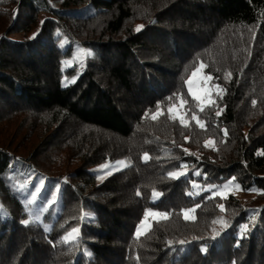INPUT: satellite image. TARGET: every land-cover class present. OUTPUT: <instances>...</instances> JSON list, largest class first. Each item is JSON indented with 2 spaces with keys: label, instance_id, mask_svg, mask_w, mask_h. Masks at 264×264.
Returning <instances> with one entry per match:
<instances>
[{
  "label": "trees",
  "instance_id": "obj_1",
  "mask_svg": "<svg viewBox=\"0 0 264 264\" xmlns=\"http://www.w3.org/2000/svg\"><path fill=\"white\" fill-rule=\"evenodd\" d=\"M0 264H264V0H0Z\"/></svg>",
  "mask_w": 264,
  "mask_h": 264
},
{
  "label": "rangeland",
  "instance_id": "obj_2",
  "mask_svg": "<svg viewBox=\"0 0 264 264\" xmlns=\"http://www.w3.org/2000/svg\"><path fill=\"white\" fill-rule=\"evenodd\" d=\"M12 38L14 39H21L22 35H13ZM88 55H91V52L86 51ZM196 73V76H193V73ZM188 81H187V94L191 97L197 100L200 107H204L208 104H211L214 101V96L218 94L219 89L218 87L214 86L211 83V79H208L209 76L205 74L202 67L198 68L196 71H194ZM191 81V84L188 82ZM191 89V92H190ZM184 101L179 100L177 105L171 106L168 108V113L171 117L177 118L180 121L183 120L184 123L189 122V118H187V113L184 110ZM171 109V112L169 111ZM197 121V117L194 118ZM206 145L208 147H213L214 142L213 140H209ZM123 166H125V161H116L112 164H106L102 165L100 167V170L103 173V176H107L111 172H113L116 169H120ZM216 195L227 198L229 195H233L236 198H238L243 204H247L250 202L254 195H246L244 194L241 189L236 185L234 182L230 181L227 184L223 185L222 187L218 188V190L215 192ZM148 213H159V212H148ZM147 213V214H148ZM189 216L188 218H192L193 212L188 211ZM144 218V220L140 223L139 227L137 228L136 235L137 237L145 235L152 227V224L154 221H158L160 219H163L166 217V215L161 214L159 216L157 215H147Z\"/></svg>",
  "mask_w": 264,
  "mask_h": 264
},
{
  "label": "snow or ice",
  "instance_id": "obj_3",
  "mask_svg": "<svg viewBox=\"0 0 264 264\" xmlns=\"http://www.w3.org/2000/svg\"><path fill=\"white\" fill-rule=\"evenodd\" d=\"M139 30V29H137ZM201 67H203V65H201ZM193 76L195 77L196 76V73L194 72L193 73ZM208 79H211V77H209ZM189 84H191V81L188 82ZM190 92H191V89H190ZM253 103H255V101H253ZM171 112V109L169 110ZM217 115H219V113H217ZM153 119H155V116L153 117ZM181 123H184L183 120H181ZM147 158V157H146ZM173 176H176V175H179V173H172ZM34 192H39L40 191V188L39 186H34V189H33ZM221 210H223V208L221 207ZM147 215H161L160 213H148ZM184 216H185V219H188V216H189V213L187 211L184 212ZM25 223H27V221H25ZM67 239V238H66Z\"/></svg>",
  "mask_w": 264,
  "mask_h": 264
}]
</instances>
